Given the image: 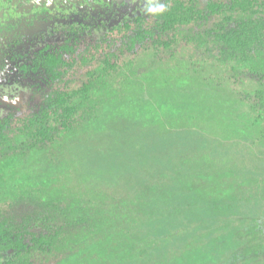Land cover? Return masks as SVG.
<instances>
[{"label":"rangeland","instance_id":"374dc122","mask_svg":"<svg viewBox=\"0 0 264 264\" xmlns=\"http://www.w3.org/2000/svg\"><path fill=\"white\" fill-rule=\"evenodd\" d=\"M27 1H16L20 5L16 9H14L16 4L9 5L8 12L12 15L14 23L20 18L18 15H30V12H25V9V11H19L21 7L23 9L27 6L25 5ZM81 1L68 0L67 3L89 4L90 6L94 4L97 8L96 16H84L80 22H75V25L70 24V28L66 25L62 26L64 22L53 19V23L36 33L37 38L34 41L28 33L26 37L29 40L30 52H26V47L18 52L12 51L5 55L7 68L4 73L8 76L15 68V64L22 63L25 59L32 60L38 54L35 51L43 49L46 45L51 48V51L55 48L53 52L62 55L66 61L64 67L67 68L68 74L57 80V89L76 88L85 81L88 71L95 70L99 65L104 67L105 61L103 60L108 59L110 64L115 63L116 66L114 70L107 68V87L113 92L111 94L113 104L123 103L124 110L127 111L126 105L129 104L128 107H130L132 97H138V100L144 102L149 101L154 93V97L158 96V102L162 97H168L176 105L183 101H198L207 111L204 109V112H200L202 115H197L195 119L186 113H181V110L177 114L180 118L167 111L163 114L164 116L159 113L160 120L157 119L155 125L148 124L144 128L140 123L132 128L130 121L126 120L130 115L125 117L121 113L122 109L116 110L114 106L112 110L104 108L108 102L106 99L97 108L96 112L104 120L102 127L96 133L97 136L93 135L90 139L89 150L92 154L96 151V155L104 150L102 163L113 170L104 173L105 170H102L101 166V173L97 175L98 179L87 176V174L97 173L94 171L96 166H93L90 160L91 156L87 157L89 159L88 168L81 166L79 169L70 170L73 164L69 163V165H63V170L61 167L51 170L49 177L38 174L39 171L35 166L33 168L29 160L25 164L19 163L12 168L10 180L14 182V187L0 188V229L10 225L11 236H14L13 232L20 230L23 235L22 241L27 246L35 247L34 239L42 235L46 237L48 242L43 246L38 249L29 248V254L26 251L22 252L24 259L30 261L31 264H58L59 262L76 264L75 261L79 258L83 264H110L109 261L112 260L114 254L113 249L118 248L121 251V248H124L123 243L119 242L120 238L116 240L117 233H120L121 237L126 235L130 238V223L135 218L140 219V215L143 216V221H137L136 224L134 222L132 225L141 227L144 231L148 229L146 221L149 218L145 212L131 211V214L123 215L125 209L118 202V195L131 196L136 194L135 191H138L143 183L153 186L166 179L160 169V167H165L169 170L167 168L169 162L166 159L168 156L164 155L165 149L170 150L171 153L174 152L172 148L177 149L173 144L175 138L172 139V143L161 141L166 132L167 136L172 133L178 138H184V133H182L184 129L203 136L210 135L209 140L217 149L214 152L219 157L217 161L234 162L237 167L244 166L250 171H262L261 174L264 177V142L260 143L255 140L245 142L235 138L237 141L235 144L217 133L211 134L207 130L209 126V128L203 127L207 121L205 112L207 118L210 119L209 122H213L210 109H214L220 101L225 102L224 107L229 108L234 114L235 107L239 108L240 112L245 110L247 106L245 103L253 100V94L250 92L260 80L257 75H252L246 66L233 64L231 60L234 58L229 55L225 44L218 37L221 33L236 26L241 20L239 13L227 11L226 6L218 14H207L199 18L200 16H197L193 10V12L182 15L188 19L187 22L176 23L171 30L159 33L155 30L156 22L160 24L159 20L148 11L150 0H141V3L131 8H126L124 0H116L115 7L117 6L119 11L108 9L110 15L107 18L101 16L100 7L103 5V0ZM0 2L2 6L7 4V0H0ZM151 2L156 3L157 1L151 0ZM158 2L164 4L162 0ZM119 4H122V9L118 6ZM136 14L140 17L134 20ZM138 21L141 22L145 33L151 29L155 37H159L160 41L171 43V46L164 49L161 45L155 46L148 41L146 46L143 44L144 47L137 43L135 49H128L126 41L131 35L130 29H133ZM66 24L69 25L68 22ZM127 25L130 27L128 30ZM44 50L46 55L51 53L46 52V47ZM7 79L3 76L0 81V139L8 133L10 138L15 136L14 131H18L26 122L23 119L37 107L32 106L33 99H30V89L27 84L23 82V84H18ZM130 83L135 88L132 92H130ZM44 93L41 92L35 100L38 105L41 104ZM122 137L126 140L119 150L118 139L121 140ZM158 143L164 150L157 148ZM63 151L66 150L63 149ZM3 154L8 155V153ZM3 154L0 153V158ZM69 156L66 153L67 159ZM98 156L100 157V154ZM162 159L166 161V165L158 161ZM34 174L40 177V180L34 182ZM255 174L258 176L257 173ZM27 177L29 178L26 179ZM96 191L100 194L92 195ZM149 198L157 202L156 206H160L152 192L149 193ZM105 204H110L113 210L110 214L102 209ZM87 211L92 217L79 224L73 226L71 224L66 227L67 229L62 226L63 218L57 216L58 213L63 215V212L68 214L71 212V215H74L76 213L85 214ZM243 211L253 218L249 232L239 238V244L234 243L232 247L223 248L225 253L218 254V259L214 260V264H246L244 260L246 257L264 261V200L256 206L244 207ZM102 214L107 217L105 223H103ZM45 217H52L50 227L42 226L44 223L41 221H44ZM38 220L40 222H37ZM54 227H57L56 232H53ZM211 227L210 223H204L195 233L197 235L195 240H200L199 243L205 242L208 237L207 233H211ZM164 232L166 233L159 239L160 244L151 242L146 246H153L147 251L151 256L148 259L145 257L146 262L139 264H153L156 258L162 263H170L176 255H181L184 245L182 237L187 240V236H183L179 231L174 234L167 230ZM195 234L189 235L192 240ZM150 240L153 238L147 236L145 241L141 240L142 242L140 241L137 245L142 247L144 242ZM35 245L39 244L35 243ZM26 255L27 258H25ZM14 258L16 256L13 248L2 250L0 254L1 261ZM161 258L169 259V261L161 260ZM130 262L134 264L130 255H127L116 264H130Z\"/></svg>","mask_w":264,"mask_h":264},{"label":"trees","instance_id":"16d2710c","mask_svg":"<svg viewBox=\"0 0 264 264\" xmlns=\"http://www.w3.org/2000/svg\"><path fill=\"white\" fill-rule=\"evenodd\" d=\"M162 1L166 6L165 11L160 14L152 13L159 20L160 24L156 22L155 28L159 33L171 30L176 23L187 22L188 19L182 17V15L193 12V10L197 16H200L199 18L207 14H218L226 6L227 11L239 13L241 20L236 26L221 33L218 37L225 44L229 55L234 58L231 60L234 62L233 64H238L241 67L246 66L252 75H257L260 80L257 86L251 90L253 100L245 103L247 104L245 110L240 112V109L235 107L236 112L234 114L229 108L224 107L225 102L220 101L214 109L209 108L213 122H209L210 119L207 118L205 112L207 121L203 127H210L207 130L211 134L217 133L235 144L237 143L235 138L245 142L251 140L264 142V0ZM141 26L140 21L136 23L133 29H130L128 25L126 26L127 29L131 30V35L126 41L128 42V49H135L137 43L144 47L143 44L146 46L148 41L155 46L161 45L164 49L171 46V43L160 41L159 37H155L151 29L145 33ZM47 57L50 64L48 72L56 71L64 65L61 56L51 54ZM103 61H105L104 67L99 65L95 70L88 71L85 81L81 82L76 88L56 90L54 93L48 94L37 112L23 119L26 122L18 131H14L15 136L10 138L9 133L3 135V138L0 139V153L1 155L8 153V155L4 156L3 154L0 158V188L14 187V182L10 180V172L19 163H27V160L33 168L35 166L40 172L38 174L47 175L48 177L51 170L57 167H61L63 170V165H69V163L73 164L70 166V170L72 168L79 169L81 166L88 168V156H91L90 160H92L93 166H96L94 171L97 173L87 174V176L98 179L97 175L101 173V166L102 170H105L104 173L113 170L102 163L104 150L99 151L100 157L99 154H95L96 151L92 154L89 150V141L102 127L104 120L96 111L106 99H108V102L104 108L112 110L114 106L116 110L122 109L121 113L125 117L130 115L126 120L130 121V127L132 126V128L140 123L143 124L144 128L148 124L155 125L157 119L160 120L159 113L163 115L167 111L180 118L177 114L181 110V113H186L194 119L197 115H202L200 112H204L205 108L198 101H183L176 105L168 97H162L161 101L158 102V96L154 97V93L152 97L155 101L152 97L149 101L144 102L138 100V97H132L130 107H128L129 104L126 105L127 112L123 108V103L113 104V99H111L113 92L110 90L111 88L107 87L106 83L107 68L114 70L116 64H110L108 59ZM133 90L135 88L130 83V92ZM229 102L231 101L229 100ZM205 111L207 110L205 109ZM123 126L125 127V124ZM182 133H184V138H178L172 133L167 136V132L162 136L161 141L164 143H172V139L175 138L176 141L174 139L173 144L177 148H172L174 150L172 153L170 150L165 149L164 155L168 156L166 159L169 162L167 167L169 170L160 167L166 177L164 181L153 186L143 183L138 191H135L136 194L131 196L118 195V202L125 209L123 215L131 214V211L134 213L145 212L149 218L146 221L148 229L144 231L141 227L132 225L134 222L136 224L137 221H143V216L140 215V219L135 218L130 223V238L126 235L121 237L120 233H117L116 240L120 238L119 242L123 243L124 248H121V251L118 248H112L114 254L112 260L109 261L110 264L120 262L127 255H130V259L133 260L134 264L145 263L148 257L151 256L147 251L153 247L146 246L151 242L160 244L159 239L166 233L165 230L171 234L179 231L183 236H187V240L182 237L184 245L180 256L176 255L170 263H162L156 258L153 264H211V262L214 264V260L218 259V254L225 253L223 248L232 247L234 243L239 244V238L249 232L250 222L253 221V218H250V215L244 212L243 208L256 206L264 200L262 171H250L244 166L237 167L233 161H231L233 163L217 161L219 157L214 154L217 149L209 140L210 135L203 136L200 133L196 134L194 131L185 129ZM120 139H118L119 150H121L120 148L126 140L124 137ZM122 139H124L123 142ZM160 143H158L159 147L157 148H160ZM63 149L66 151H63ZM19 150L20 153H18ZM66 153L70 155L68 159ZM172 156L174 157L172 158ZM158 161L166 165L164 159ZM33 179L35 182L40 180V177L35 175ZM150 192L156 196L161 207L156 206L157 202L155 203L154 200L149 198ZM98 193L96 191L92 195ZM101 196L105 197V195ZM41 202L44 203V201ZM249 203L251 204L248 206ZM105 207L103 206L102 209H105L107 214L113 211L110 204H105ZM85 214L86 216H84ZM85 214L76 213L71 215V212L69 214L63 212V215L58 213L57 216L63 218L62 226L67 229L66 227L71 224L73 226L92 217L88 211ZM102 216L103 223H105L107 217L103 214ZM52 217H45L46 221H41L44 223L42 226L50 227ZM37 222H40V220ZM185 222L187 224H184ZM206 222L212 226L211 233H207L208 237H206L205 242L199 243L200 240H195L197 238L195 233ZM8 226L0 229V249L13 248L16 256L14 260L17 264H31L30 261L24 259L23 253L26 251L29 254L30 249H38L43 246L44 243L48 242L46 237L43 235L38 236L34 239L35 247L32 245L27 246L22 241L21 231L17 230L13 232L14 236H11V226ZM56 231L57 227H54L53 232ZM191 233L195 234L193 240L189 236ZM147 236L152 237L153 240L144 242L142 247H138L137 244L141 240L145 241ZM35 243L39 245L36 246ZM40 251L42 250L40 249ZM27 255L25 258H27ZM67 257L71 258L72 256ZM79 260L80 258L75 261L76 264H83ZM161 260H165V258H161ZM244 260L246 264H264V261L253 257H246ZM165 261H169V259ZM58 264L62 263L59 262ZM130 264L133 263L130 262Z\"/></svg>","mask_w":264,"mask_h":264},{"label":"flooded vegetation","instance_id":"af4514ba","mask_svg":"<svg viewBox=\"0 0 264 264\" xmlns=\"http://www.w3.org/2000/svg\"><path fill=\"white\" fill-rule=\"evenodd\" d=\"M16 1L18 0H7V4H4L3 6L0 2V81L3 79L4 76L6 79L8 78L7 80H13L18 84H27V87L30 89V99H33L31 101L32 106H37L33 112L28 113V115H32L33 113L37 112V110L39 109L48 94H52L56 90H65L64 88L57 89L56 83L58 79H61L65 74H68L66 70L67 68L64 67L66 61L64 60V57H62V55H57L58 53L53 52L54 50H56L55 48L53 51H51V48L45 45V47L47 48L46 52L49 51L51 53H47L46 55L44 50L45 47H43V49L40 48L36 50L35 52H38V54L35 55L32 60L25 59L22 61V63L15 64V68L7 76V74L4 73L7 68V62L4 58L5 55L12 51L18 52L20 49L26 47V52H30L28 46L29 40L26 37L27 34L30 33V36L34 38V41L37 38L36 33L41 30H44L45 27L53 23V19H57L60 20V22H64V24L61 23L62 26L66 25L68 28H70V24L75 25V22H80L84 16H94L96 14L95 10H97V8L94 4L91 5L92 7L89 4H68V0H26L27 2L25 5L27 6L23 9L21 7V10L19 11L26 10L25 12H30V15L26 16L24 14H20L18 15L20 18L17 19L16 23H14L12 15L8 12V8L9 5L15 4L16 5L14 9H16V7H20V5L16 3ZM79 1L82 2L81 0ZM103 1V5L100 7L101 16L103 15L102 17L107 18L110 15L109 11H112V9H117L115 11H119V8H116L117 6L115 7L116 0ZM141 2V0H124L123 3H125L124 5L126 6V8H131V6H134L136 4L138 5ZM121 5L122 4L118 5L120 9H122ZM139 17L140 16L136 14L134 16V20L138 19ZM67 22L69 23V25L66 24ZM51 54H53L54 56H61L64 60V65L59 67L56 71L48 72L47 70L49 69L50 64L47 56ZM41 92L45 93L42 95L41 104L38 105L35 100L38 96H40ZM10 249L12 248L5 249V251ZM1 253L2 249H0V254ZM0 264H17V262H15L14 259H7L6 261L0 260Z\"/></svg>","mask_w":264,"mask_h":264},{"label":"clouds","instance_id":"9594fccd","mask_svg":"<svg viewBox=\"0 0 264 264\" xmlns=\"http://www.w3.org/2000/svg\"><path fill=\"white\" fill-rule=\"evenodd\" d=\"M166 9V6L162 3H159L158 0L156 3H152L150 0V6L148 8V11L153 13V14H160L162 12H164Z\"/></svg>","mask_w":264,"mask_h":264}]
</instances>
